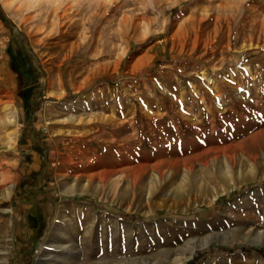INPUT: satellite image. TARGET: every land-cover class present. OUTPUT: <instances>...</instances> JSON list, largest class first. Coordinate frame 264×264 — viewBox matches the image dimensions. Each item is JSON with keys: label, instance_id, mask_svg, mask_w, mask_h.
I'll return each instance as SVG.
<instances>
[{"label": "rangeland", "instance_id": "rangeland-1", "mask_svg": "<svg viewBox=\"0 0 264 264\" xmlns=\"http://www.w3.org/2000/svg\"><path fill=\"white\" fill-rule=\"evenodd\" d=\"M89 1L0 0V264H264V0Z\"/></svg>", "mask_w": 264, "mask_h": 264}, {"label": "bare ground", "instance_id": "bare-ground-1", "mask_svg": "<svg viewBox=\"0 0 264 264\" xmlns=\"http://www.w3.org/2000/svg\"><path fill=\"white\" fill-rule=\"evenodd\" d=\"M184 1H186V0H184ZM210 1H213V0H210ZM224 1H227L228 2V0H224ZM111 2L112 3H115V0H111ZM217 4V3H216ZM109 5V0H92V1H89L88 2V4H83V5H81V6H76L75 4H70L69 6H65L64 7V12H62V14H61V17L60 18H62V19H66V18H68V19H66V21H64L65 23H63L62 25H60L59 26V28H55V31H52V32H57V34H58V42L57 43H59V45L60 46H62V47H65V46H69V47H71V53H67V54H65V59H68V57L71 55V54H73V51H76L77 49H79L80 48V46H81V41L79 42L78 41V39L79 40H83V39H80V38H78V37H80V35H84V33L85 32H81L80 31V33H79V29L81 28H79V26L80 25H83V28H88L87 30H90L89 29V27H91L95 22H96V20L97 19H99L101 16H103L104 15V13H106V11L104 10V9H106V7ZM113 5V4H112ZM211 7L213 6L212 4L210 5ZM210 6H209V8H210ZM221 6H222V4L220 3V4H218V8H221ZM233 6V5H232ZM231 6V7H232ZM234 6H236V5H234ZM76 7V8H75ZM230 7V9H232ZM237 8V7H236ZM59 9V8H58ZM103 9V10H102ZM111 9V8H110ZM224 9V8H223ZM229 9V10H230ZM238 9V8H237ZM55 10V9H54ZM225 10V9H224ZM232 11H234V9H232ZM59 12V11H58ZM140 13V12H139ZM108 14V13H107ZM80 15V17L81 18H76V16H79ZM208 15V14H207ZM104 17V16H103ZM189 17V16H188ZM57 19V18H56ZM61 19V20H62ZM205 19V18H204ZM226 19V18H225ZM190 20V19H189ZM193 21H194V19H193ZM216 21V20H215ZM186 22V21H185ZM189 22V21H188ZM194 22H196V21H194ZM194 22H193V24H194ZM62 23V22H61ZM190 23H192V22H190ZM199 23V22H198ZM197 23V24H198ZM97 24V23H96ZM185 24V23H184ZM193 24H191V27H192V25ZM220 24V23H219ZM130 24H128V23H126L125 25H122V23L119 25V31H120V34L122 33V34H125V36H123L122 35V37L126 40V39H131V37L130 38H128L127 36H128V31L127 30H125V29H127L128 27H130L129 26ZM195 25V24H194ZM222 25V24H221ZM126 26V27H125ZM133 26H134V29L136 28V27H138V22H136L135 21V23L133 24ZM188 26V25H187ZM190 26V25H189ZM262 26V25H261ZM99 27V26H98ZM182 27V26H181ZM186 27V26H185ZM184 27V30L183 29H181V30H183V31H185V33L187 34V35H189V31L187 30V28H185ZM260 27V26H259ZM183 28V27H182ZM220 28H221V26H220ZM230 28V27H229ZM133 29V28H132ZM179 30V29H178ZM189 30H190V28H189ZM196 30H198V28L196 29ZM180 31V30H179ZM182 32V31H181ZM190 32H191V30H190ZM77 33H79V35H78V37H77ZM87 33V32H86ZM183 33V32H182ZM236 33V32H235ZM56 34V35H57ZM85 35H87V34H85ZM256 35V34H255ZM77 37L78 39L77 40H72V38H74V37ZM184 36V35H183ZM190 36V35H189ZM235 36H236V34H235ZM50 38H51V36H49ZM54 37V36H53ZM84 37V36H83ZM116 37H117V35H116ZM191 37V36H190ZM56 38V37H55ZM87 38H89V37H87ZM185 38H187V37H185ZM189 38V37H188ZM84 40H85V38H84ZM216 40V39H215ZM254 40V39H253ZM252 40V42H254ZM160 41H162V39H160ZM186 41V40H185ZM211 41H213V40H211ZM84 42V41H83ZM86 42V41H85ZM84 42V44H87V43H85ZM127 42H128V40H127ZM130 42V41H129ZM191 43H193V39H192V42ZM211 43V42H210ZM213 43V42H212ZM83 44V43H82ZM215 44V43H214ZM254 44V43H253ZM59 46V47H60ZM84 46V45H83ZM200 46V45H199ZM213 45H211V47H212ZM68 47V48H69ZM63 49V48H62ZM61 50V49H60ZM65 51V50H64ZM127 52V51H126ZM66 53V52H65ZM147 53V52H146ZM147 55V54H146ZM145 55V56H146ZM143 57V56H142ZM145 58V57H144ZM143 58V59H144ZM142 59V60H143ZM147 60V59H146ZM121 61V60H120ZM119 61V62H120ZM140 63H141V61H140ZM143 63L144 62H142V65H143ZM146 63V62H145ZM136 64V63H135ZM137 65V64H136ZM140 66V65H139ZM1 72V71H0ZM5 101V100H4ZM3 104V103H2ZM9 104V103H8ZM2 106H4V105H2ZM6 106V105H5ZM5 106H4V108H5ZM7 110V121H8V123L9 124H11V125H15L16 124V115H15V109H12L11 107H9V108H7L6 109ZM1 111V110H0ZM3 112V111H2ZM5 112V111H4ZM17 112V111H16ZM5 115V114H4ZM3 121V120H2ZM4 123V122H3ZM13 135H15V134H13V132H9L8 134H7V138H8V143H11L12 142V140H13ZM1 147V146H0ZM67 188H72V185H70V186H68ZM68 189V190H69ZM75 190V189H74ZM11 185H8L6 188H5V190H2V193H1V197L3 198V199H5V198H8L9 196H10V193H11ZM71 191V190H70ZM263 233L262 232H257L256 234H255V238H254V240L255 241H258V240H262V239H264L263 238ZM207 242V240L205 239V240H203V241H201V243H199V244H197V245H195V246H192L191 247V250H193L196 246H202V245H204L205 243ZM186 259V258H188V256H186V255H184L183 257L181 256V259ZM182 261V260H181ZM154 264V263H153Z\"/></svg>", "mask_w": 264, "mask_h": 264}, {"label": "trees", "instance_id": "trees-1", "mask_svg": "<svg viewBox=\"0 0 264 264\" xmlns=\"http://www.w3.org/2000/svg\"><path fill=\"white\" fill-rule=\"evenodd\" d=\"M15 33L18 34V35H23V36L25 35L23 32H21L19 30H17ZM90 203H91V205H93L95 207H99V206H96L97 204L94 201H92V200H90ZM209 248H210V251H208V252L233 251L234 249H236V248H232V247H229V246H215V245H211ZM243 249L250 250L249 246L248 247H244ZM208 252H201V253H199L196 256H202V255H204V254H206Z\"/></svg>", "mask_w": 264, "mask_h": 264}]
</instances>
